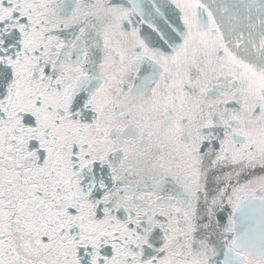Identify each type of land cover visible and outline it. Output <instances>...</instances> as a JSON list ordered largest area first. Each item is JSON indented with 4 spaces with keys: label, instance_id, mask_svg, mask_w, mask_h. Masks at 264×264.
I'll list each match as a JSON object with an SVG mask.
<instances>
[{
    "label": "snow or ice",
    "instance_id": "obj_1",
    "mask_svg": "<svg viewBox=\"0 0 264 264\" xmlns=\"http://www.w3.org/2000/svg\"><path fill=\"white\" fill-rule=\"evenodd\" d=\"M0 264H264V0H0Z\"/></svg>",
    "mask_w": 264,
    "mask_h": 264
}]
</instances>
